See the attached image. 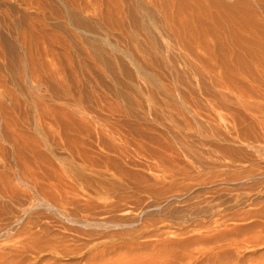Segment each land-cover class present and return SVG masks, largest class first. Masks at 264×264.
<instances>
[{
    "label": "rangeland",
    "instance_id": "obj_1",
    "mask_svg": "<svg viewBox=\"0 0 264 264\" xmlns=\"http://www.w3.org/2000/svg\"><path fill=\"white\" fill-rule=\"evenodd\" d=\"M71 1L0 0V264H264V0H225L253 29L239 59L185 48L144 10L149 33L102 24L95 0L74 28L54 11ZM33 38L53 79L29 77ZM216 69L249 103L216 97Z\"/></svg>",
    "mask_w": 264,
    "mask_h": 264
},
{
    "label": "bare ground",
    "instance_id": "obj_2",
    "mask_svg": "<svg viewBox=\"0 0 264 264\" xmlns=\"http://www.w3.org/2000/svg\"><path fill=\"white\" fill-rule=\"evenodd\" d=\"M235 1V0H234ZM75 2V0L73 1ZM96 4H100L99 6V9H97V11L94 12V9H93V12L95 13V15L97 17H99V20L102 22V24H107V25H111L112 23H116L114 21H117V19H119L117 22V25L118 27L121 29L123 28V22L124 20L127 18V15H131V18H133V24L134 26L136 27H141L143 31H148V33L150 32L149 29H148V24H151L148 23L147 25L144 24L145 21H147V19L144 21H142L140 18L141 16H137V13L138 12H141L142 10L145 11L146 15L145 17L148 18V20H151L153 25L155 28H157L158 30L160 31H165V32H170V33H173L179 43L184 46L185 48H189V49H192L193 48H201V50H206L207 52L210 53V56L213 58H216V54L215 51H214V48L212 47L213 46V43H212V40L214 42H217V44L219 45V47H223L227 50V53L228 55H232L234 57V54L236 56V53H234L233 51H237V48L233 49L234 47H236L239 42H242L241 40L244 38H242L240 35L241 34V31L242 29L244 30V33L245 31L249 32V31H252L250 30L251 29V26L247 23V22H243L242 19L239 20V18H237V15L239 14L241 16V12L239 13L238 11H235L237 10V8L232 11L231 13H233L232 15L229 13L230 10L229 8H226L227 6L225 5V0L222 1V0H154V4L158 7V5L160 6L161 8V11L162 13L164 14V24L160 25L158 24L157 22V18L156 16H154V12H150L148 11V9L146 8V6L142 3H139V4H136L134 3L133 1L131 0H95ZM241 5H239V7L243 5V3H241L240 1H238ZM72 1L70 2V5H66L65 6V9L64 10H57L55 9L54 11L58 14V18H63L66 20V22L68 24H71V26H74V28L76 27V25L78 24V26H80L82 24V22L80 23V20H79V17L77 18L75 16V11L77 13V10H75V8L77 7H74V5L77 4V0L75 2V4H72ZM95 5V4H94ZM152 5V3H151ZM81 6V5H80ZM79 6V7H80ZM148 6V5H147ZM246 5H244L245 7ZM77 8V9H81V8ZM82 7V6H81ZM103 7V8H102ZM131 7V8H130ZM233 7V6H232ZM236 5H234L233 8H235ZM243 7V8H244ZM91 8V7H90ZM96 8H97V5H96ZM242 8V9H243ZM247 8V6H246ZM244 8V9H246ZM53 9V8H52ZM62 9V8H61ZM225 9L229 10L228 11H225ZM140 10V11H139ZM88 11V9H87ZM225 11V12H224ZM79 12V11H78ZM81 12L83 13L84 12V9L82 8L81 9ZM130 12V13H129ZM228 12V13H227ZM244 11H242V14H243ZM52 13V12H51ZM55 13V15L57 16V14ZM247 13V12H246ZM85 14V13H84ZM89 14V13H88ZM231 16H230V15ZM235 17H232L233 15H235ZM246 15V14H244ZM95 17V16H94ZM248 17H249V14H248ZM57 18V19H58ZM240 18H246V17H240ZM251 18V17H250ZM27 19V18H26ZM30 19L32 20V18L30 17ZM98 19V18H97ZM145 19V18H143ZM243 19V20H244ZM34 21H38L35 19H33ZM82 20V19H81ZM238 20V21H237ZM29 21V20H28ZM27 21V22H28ZM26 21H22V23H24ZM87 22V21H86ZM86 22H84L83 24H85ZM100 22V23H101ZM149 22V21H147ZM249 22V21H248ZM21 22H19L20 24ZM35 22L33 23V26H31V28L35 27L37 28L35 25ZM37 24V23H36ZM82 24V26H83ZM39 25V24H38ZM42 25V24H41ZM88 26V25H87ZM87 26L84 25V29L87 28ZM98 26V25H97ZM46 27V26H45ZM49 27V26H48ZM92 27V26H91ZM95 27V26H93ZM92 27V29L94 30V28ZM108 27V26H107ZM260 27V26H259ZM29 28V27H28ZM29 30V32L31 33L30 36L32 37L34 34H33V31H35V29L33 30ZM77 28V27H76ZM80 28H83V27H79V32H80ZM89 28V27H88ZM87 28V29H88ZM109 28V27H108ZM254 28V27H253ZM262 28V27H261ZM264 28V27H263ZM40 29V28H39ZM38 29V37L41 35L43 36V39H45L44 41L47 43V45L49 46H52L54 45H57L58 46L60 45V47L62 48H65L68 47L69 48V42L67 41V39L65 40L64 37H62L61 35L59 36L58 34H50L49 33V30H47L48 32L46 33L45 31L43 32H39L40 30ZM48 29V28H47ZM50 29V28H49ZM78 29V28H77ZM83 29V31H85ZM33 30V31H32ZM37 30V29H36ZM82 30V29H81ZM123 30V29H121ZM89 31V30H88ZM93 32V31H92ZM256 31H254L253 33L255 34ZM23 33V32H22ZM243 33V32H242ZM73 34V32H72ZM75 34V33H74ZM73 36H77V34H75ZM151 34V33H150ZM246 34V33H245ZM251 34V33H250ZM58 35V36H57ZM27 36V35H25ZM35 36V35H34ZM40 36V37H41ZM213 37L212 39H209L210 37ZM244 36V34H243ZM255 36V35H254ZM36 37H37V34H36ZM61 37L63 40H60ZM26 38V37H25ZM28 38V37H27ZM35 38V37H34ZM34 38L31 39L34 41ZM103 38V37H102ZM242 38V39H241ZM23 39V38H21ZM37 39V38H35ZM1 40V39H0ZM25 40V39H24ZM27 40V39H26ZM29 40V39H28ZM41 40V39H40ZM244 40V39H243ZM31 41V42H33ZM108 42L107 38L105 39H101V42ZM24 42V41H23ZM41 42V41H40ZM38 40H35L33 44H27L29 46L28 48V53L26 54L25 56V62L26 63V66L28 68V74H29V77L31 79H34L35 77H37V73L39 72V69H41L45 75L44 77H47L48 79L51 78L53 79L54 77H56L55 73L51 71V69L47 68V66H42L41 64L38 63V58H35L33 53L34 52L33 50L36 48L35 51H38V49H40L41 46V43H40ZM72 42V41H70ZM245 42V41H244ZM26 43V41H25ZM94 44H96L95 42H93ZM99 43V42H98ZM97 43V44H98ZM247 43V42H246ZM22 44V43H21ZM72 44V43H71ZM96 44V45H97ZM244 44V43H243ZM248 44V43H247ZM6 45H10L8 43H6ZM32 45V46H31ZM95 45V47H96ZM212 45V46H211ZM23 46V44H22ZM57 46V47H58ZM99 46V45H97ZM15 47V46H14ZM13 45L10 46V49L14 48ZM26 48V46H23ZM22 47V48H23ZM214 47H215V44H214ZM228 47V48H226ZM9 48V47H8ZM100 48V47H99ZM114 49V48H113ZM14 50V49H13ZM42 50V49H41ZM47 50V49H46ZM102 50V49H101ZM27 51V50H26ZM40 51V50H39ZM38 51V52H39ZM97 51V50H96ZM48 52V51H46ZM194 52V51H193ZM238 52V51H237ZM43 53V52H42ZM129 53V52H128ZM239 53V52H238ZM237 53V54H238ZM49 54V53H48ZM39 55V54H38ZM129 55V54H128ZM197 55V54H196ZM229 55V56H230ZM198 56V55H197ZM238 56H240L239 54L236 56L238 58ZM219 58V56L217 57ZM19 59V58H18ZM37 59V60H36ZM94 59V58H93ZM239 59V58H238ZM24 60V59H23ZM20 62V61H19ZM22 64V63H21ZM143 67V66H142ZM225 67V65H224ZM222 66V68H224ZM227 67V66H226ZM218 68V67H217ZM143 69V68H142ZM219 69H221V67H219ZM228 69V68H227ZM247 69V68H246ZM215 70V69H214ZM218 69H216V72H214V75L212 74L211 75V84H212V88L214 89V93L217 95V94H220L227 91L230 94H234L235 93V96H237V98L241 101L239 102H242L244 99V92H247V91H243L239 85V88L243 91L242 94H240V91L236 88V86L238 87V84L240 83H237V85H234L236 84L235 81H233L230 77L233 76H227L228 72L231 71V69L228 71V72H225L227 71L226 68H225V71L222 72V70L220 71L221 73L218 74L219 70L217 71ZM241 70V69H240ZM144 71V70H143ZM246 72V71H245ZM223 73H226V75H222ZM233 73V72H232ZM201 74V73H199ZM198 74V75H199ZM210 74V73H209ZM229 74H231V72H229ZM144 75L145 77H149L151 76L148 72H144ZM202 75V74H201ZM237 75V74H236ZM37 78H40V77H37ZM42 78V77H41ZM40 78V79H41ZM46 78V79H47ZM234 78L236 79L237 78V81L239 80V76H234ZM240 78L245 79L243 76ZM39 79V80H40ZM36 80V79H35ZM38 80V79H37ZM246 80V79H245ZM244 81V80H243ZM234 82V83H232ZM254 91V90H253ZM213 92V90H212ZM227 93V94H228ZM252 95L254 92H252ZM255 93H258L257 91ZM212 94V93H211ZM211 94H209L210 96H212ZM214 94V96H215ZM236 94H239L236 95ZM247 94V93H245ZM250 94V93H249ZM256 95V94H255ZM213 96V97H214ZM219 95H217L216 97H218ZM222 96V99H223V95ZM246 98L247 96L249 95H245ZM213 97H210L211 99ZM251 97V96H250ZM249 97V98H250ZM256 96H252L251 98H255ZM247 98V100L249 99ZM210 99V100H211ZM226 99V98H225ZM256 99V98H255ZM213 101V100H212ZM220 101V100H218ZM238 101V100H237ZM246 101V100H245ZM245 101H243L244 105H245ZM211 102V101H210ZM226 102V101H225ZM220 103V102H219ZM222 103V102H221ZM224 103V102H223ZM222 103V104H223ZM246 103H249L246 101ZM1 104V103H0ZM105 104V103H104ZM212 104L214 105V103L212 102ZM221 104V105H222ZM242 104V103H241ZM1 106V105H0ZM220 106V105H219ZM225 106V105H224ZM223 106V108H224ZM217 107V106H216ZM221 107V106H220ZM218 108V107H217ZM68 115V114H66ZM6 133V132H5ZM11 135H9L8 137H10ZM5 138V136H4ZM3 138V139H4ZM7 138V137H6ZM12 138V136H11ZM11 138H10V144H11ZM6 140V139H5ZM14 140V139H13ZM16 140V139H15ZM16 142V141H14ZM16 144V143H14ZM12 146H13V143H12ZM15 146V145H14ZM17 146V145H16ZM19 147V146H18ZM2 150V149H1ZM3 155V154H2ZM5 160V159H4ZM7 161V160H6ZM24 176H22L23 178ZM24 180V179H23ZM27 180V179H25ZM33 182V180H30L29 179V183L30 182ZM19 182H21V180L19 179ZM28 181H26L27 183ZM31 182V183H32ZM35 182V181H34ZM22 183V182H21ZM30 183V184H31ZM29 184V186H30ZM35 184V183H33ZM32 185V184H31ZM28 186V188H29ZM35 186V185H34ZM37 186V185H36ZM31 188V187H30ZM32 188H35V187H32ZM38 189V188H37ZM30 206V205H29ZM92 224V223H91Z\"/></svg>",
    "mask_w": 264,
    "mask_h": 264
}]
</instances>
